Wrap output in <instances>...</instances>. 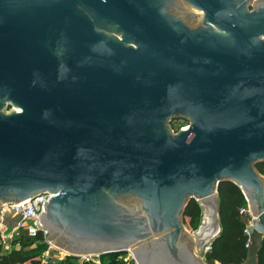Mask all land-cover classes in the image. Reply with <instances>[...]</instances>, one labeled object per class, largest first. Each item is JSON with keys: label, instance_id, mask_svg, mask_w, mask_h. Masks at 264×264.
<instances>
[{"label": "water", "instance_id": "obj_1", "mask_svg": "<svg viewBox=\"0 0 264 264\" xmlns=\"http://www.w3.org/2000/svg\"><path fill=\"white\" fill-rule=\"evenodd\" d=\"M263 162L264 0H0V207L52 194L68 256L204 264L185 207L232 182L264 235Z\"/></svg>", "mask_w": 264, "mask_h": 264}, {"label": "trees", "instance_id": "obj_2", "mask_svg": "<svg viewBox=\"0 0 264 264\" xmlns=\"http://www.w3.org/2000/svg\"><path fill=\"white\" fill-rule=\"evenodd\" d=\"M256 168L264 176V162L258 164ZM218 195L221 233L212 242L210 258L220 264H244L248 256L249 236L240 211L247 206L246 198L242 190L232 182L221 183ZM200 215V206L196 201H192L185 215L190 219L191 227ZM10 244L11 249L3 254L0 243V264H54L43 260L47 245L41 234L36 238H30L21 230ZM36 244L38 245L35 247ZM118 256L123 254L105 255L101 257L100 262L85 260L84 263L75 260L79 258L67 256L57 264H125L123 258ZM258 260L259 264H264V239L258 252Z\"/></svg>", "mask_w": 264, "mask_h": 264}, {"label": "built area", "instance_id": "obj_3", "mask_svg": "<svg viewBox=\"0 0 264 264\" xmlns=\"http://www.w3.org/2000/svg\"><path fill=\"white\" fill-rule=\"evenodd\" d=\"M260 1V0H256ZM53 197L49 192L39 194L35 198L13 205H2L0 207V239L5 242H11L21 230H24L30 238H36L40 234L44 238V243L47 245L45 255L49 262H53L56 247L49 241V231L40 223L41 216L45 213L44 205L49 203ZM249 210L247 206L242 208L240 213L246 214ZM252 226V225H251ZM249 236V232L246 229ZM6 243V242H5ZM249 246V243L248 245ZM211 250V248H209ZM133 249L129 250L122 261L125 264H138L135 257L132 255ZM86 260V259H84ZM88 260V259H87Z\"/></svg>", "mask_w": 264, "mask_h": 264}, {"label": "rangeland", "instance_id": "obj_4", "mask_svg": "<svg viewBox=\"0 0 264 264\" xmlns=\"http://www.w3.org/2000/svg\"><path fill=\"white\" fill-rule=\"evenodd\" d=\"M185 9L190 11L191 13H194L196 16H197V21H200V20H204V14L203 12H200L198 10H196V8H194L192 5L190 4H187L185 6ZM191 126V121L188 120V119H185V118H178V119H174L170 124H169V129L171 130V132H173L174 134H177L181 129H184V128H187ZM194 201V200H193ZM198 203V205L200 206V209H201V215L200 217L196 220L194 226L191 227L190 225V219L189 218H185V223H184V226L185 228L188 230V232L192 235L193 238L196 239V235H197V232H199L202 227H204L205 223L207 222V219L205 218V213H204V210L202 209V201H196ZM217 204L220 205V198L219 200L217 201ZM218 215H219V209H218ZM214 218V216H213ZM203 219V221H202ZM215 219V218H214ZM212 221V220H211ZM213 222L214 220L212 221V223L210 222V224L213 225ZM218 225L220 226V221H219V218H218ZM202 224V225H201ZM207 225L209 223H206ZM209 224V226H210ZM208 226V227H209ZM210 228V227H209ZM218 236V233L216 234V236L209 242L208 246H210V243H212L214 241V239ZM6 242V243H5ZM3 242L1 239H0V243H1V246H2V253L5 254L7 251H9L11 249V242H9L8 240ZM38 244L35 245V247L37 246ZM55 246V245H54ZM56 247V253H54V259L52 260L54 264H57L60 260H62L63 258L67 257L68 256V252L55 246ZM193 250L194 252L199 255V249L197 248V242L194 241V244H193ZM118 257H125V255L123 256H118ZM85 258H79V259H75L76 261H78L79 263H84ZM88 260H92L94 262H100L101 260V257H97V256H91L89 258H87ZM86 259V260H87ZM200 259H202L203 263L204 264H213L212 263V260L211 258H209V256L207 255H203L201 256L200 255ZM43 260L44 262H49L48 261V257L45 255V253H43Z\"/></svg>", "mask_w": 264, "mask_h": 264}, {"label": "crops", "instance_id": "obj_5", "mask_svg": "<svg viewBox=\"0 0 264 264\" xmlns=\"http://www.w3.org/2000/svg\"><path fill=\"white\" fill-rule=\"evenodd\" d=\"M264 177V176H263ZM247 209L249 210L246 214H242L243 221L246 224V229L249 232V246H248V256L244 264H259L258 260V252L261 247L262 241L264 239V235L259 234L252 228L251 224V219L252 216L250 214V206L247 202ZM203 221V219H202ZM220 224V223H219ZM202 225V224H201ZM220 227V232L218 233V236L221 233V225ZM198 234V232H197ZM200 234V233H199ZM210 252V251H209ZM203 256V255H202ZM210 258V257H209ZM213 264H220L218 262H215L212 260Z\"/></svg>", "mask_w": 264, "mask_h": 264}, {"label": "bare ground", "instance_id": "obj_6", "mask_svg": "<svg viewBox=\"0 0 264 264\" xmlns=\"http://www.w3.org/2000/svg\"><path fill=\"white\" fill-rule=\"evenodd\" d=\"M202 207H203L202 209L204 210V213H205V218L207 219L206 223L210 224V222L212 223V221L214 220L213 225L210 224V226H209V224L207 225L205 223L204 227H202V229L198 232V234L200 233V238L203 239V241L205 243H207L212 238H214L218 232L217 220H216L217 216H216L215 205H213L211 202L202 204ZM213 216L215 219L213 218Z\"/></svg>", "mask_w": 264, "mask_h": 264}, {"label": "flooded vegetation", "instance_id": "obj_7", "mask_svg": "<svg viewBox=\"0 0 264 264\" xmlns=\"http://www.w3.org/2000/svg\"><path fill=\"white\" fill-rule=\"evenodd\" d=\"M189 14V17L187 18V20H186V25L188 26V27H190L191 29H197V28H199V27H201V23H200V21H197V16L195 15V14H193V13H188ZM194 199H191L190 201H189V203L187 204V206L185 207V209H184V211H183V222L185 223V218H186V211H187V208H188V206L190 205V203L193 201ZM194 201H196V200H194Z\"/></svg>", "mask_w": 264, "mask_h": 264}]
</instances>
